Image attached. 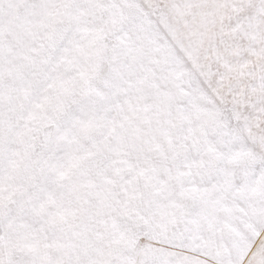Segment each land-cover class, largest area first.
Segmentation results:
<instances>
[{
    "label": "snow or ice",
    "instance_id": "snow-or-ice-1",
    "mask_svg": "<svg viewBox=\"0 0 264 264\" xmlns=\"http://www.w3.org/2000/svg\"><path fill=\"white\" fill-rule=\"evenodd\" d=\"M0 264H264V0H0Z\"/></svg>",
    "mask_w": 264,
    "mask_h": 264
}]
</instances>
